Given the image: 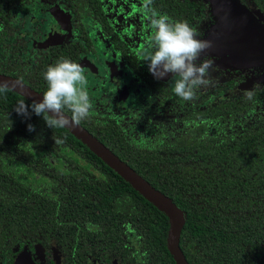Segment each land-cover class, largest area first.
Listing matches in <instances>:
<instances>
[{"label":"trees","instance_id":"16d2710c","mask_svg":"<svg viewBox=\"0 0 264 264\" xmlns=\"http://www.w3.org/2000/svg\"><path fill=\"white\" fill-rule=\"evenodd\" d=\"M251 1L264 15V0ZM0 73L14 76L6 63ZM248 97L214 105L206 125L166 139L85 128L183 211L187 264H264V123L249 124ZM24 99L0 93V263L30 259L32 245L53 248L62 264H175L166 215L65 127L18 115ZM253 101L263 103L264 90Z\"/></svg>","mask_w":264,"mask_h":264},{"label":"flooded vegetation","instance_id":"af4514ba","mask_svg":"<svg viewBox=\"0 0 264 264\" xmlns=\"http://www.w3.org/2000/svg\"><path fill=\"white\" fill-rule=\"evenodd\" d=\"M238 1L254 18L257 13L262 15L259 26L264 30V15L255 4ZM211 4L214 6L212 0H151L149 4L145 0L3 1L0 65L6 63L14 75L11 77L42 95L46 89L42 73L47 66L61 58L80 64L92 109L79 125L91 130L112 126L123 141L141 139L142 132L149 131L166 139L167 134L176 136L187 128L204 126L208 109L226 99L237 101L246 96L253 102L244 110L249 124L264 123V113L260 112L264 102L253 101L254 94L264 90V66L258 65L264 58L247 63L229 59L238 51ZM152 13L166 14L173 22L186 21L197 30L199 39L212 44L201 53V59L214 61L213 83L197 90L192 101L173 93L170 74L155 79L142 61L141 53L148 50L152 35ZM65 114L71 116L67 109ZM26 248L34 264H54L53 255L62 264L53 248L48 254L43 246H37L39 253L32 245ZM89 261L97 264L95 257Z\"/></svg>","mask_w":264,"mask_h":264},{"label":"clouds","instance_id":"9594fccd","mask_svg":"<svg viewBox=\"0 0 264 264\" xmlns=\"http://www.w3.org/2000/svg\"><path fill=\"white\" fill-rule=\"evenodd\" d=\"M146 4L151 0H145ZM152 35L149 48L141 53L142 61L155 79L172 78L173 93L184 101L196 99L199 89L211 86L214 61L201 59L212 47L210 41L198 38V32L186 21H171L166 14L150 16ZM199 61V63H197ZM46 89L40 100L30 104L21 100L15 111L28 117L30 113L43 118L49 128L78 125L89 117L92 102L87 91L84 68L68 58H61L47 66L42 73ZM8 85L0 83V93L8 91ZM67 109L71 116L65 114ZM29 131L33 126H28Z\"/></svg>","mask_w":264,"mask_h":264},{"label":"water","instance_id":"95a60500","mask_svg":"<svg viewBox=\"0 0 264 264\" xmlns=\"http://www.w3.org/2000/svg\"><path fill=\"white\" fill-rule=\"evenodd\" d=\"M212 1L218 9L219 17H222L224 30L231 36L230 39L236 42L233 47L238 50V53H231L229 59L233 62L247 63L264 58V30L259 26L262 15L257 13V17L254 18L238 0ZM0 83L7 84L9 89L16 91L30 102L33 99L40 100L42 98L40 93L33 91L11 76L0 73ZM65 128L128 182L137 193L166 215L169 224L166 235L167 250L175 264H187L178 247V237L184 222L183 211L169 197L150 185L79 124ZM55 253L57 252L55 251ZM58 258L60 259L59 254ZM53 262L54 264L58 263L54 255ZM13 264L33 263L25 253H20Z\"/></svg>","mask_w":264,"mask_h":264},{"label":"rangeland","instance_id":"374dc122","mask_svg":"<svg viewBox=\"0 0 264 264\" xmlns=\"http://www.w3.org/2000/svg\"><path fill=\"white\" fill-rule=\"evenodd\" d=\"M211 7H212V11H213V13L215 14V15H217V9L211 4ZM264 32V31H263ZM233 43H236L235 41H232ZM233 47V46H232ZM230 50H232V49H230ZM234 50H236V51H238L236 48L234 49ZM258 65H261V66H264V61H262V62H258ZM59 264V263H58Z\"/></svg>","mask_w":264,"mask_h":264}]
</instances>
